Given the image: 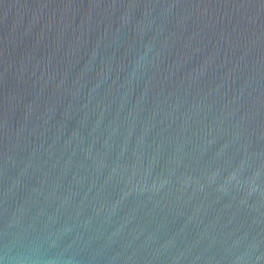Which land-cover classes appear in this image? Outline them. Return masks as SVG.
Wrapping results in <instances>:
<instances>
[{
	"label": "water",
	"instance_id": "95a60500",
	"mask_svg": "<svg viewBox=\"0 0 264 264\" xmlns=\"http://www.w3.org/2000/svg\"><path fill=\"white\" fill-rule=\"evenodd\" d=\"M0 264H264V0H0Z\"/></svg>",
	"mask_w": 264,
	"mask_h": 264
}]
</instances>
